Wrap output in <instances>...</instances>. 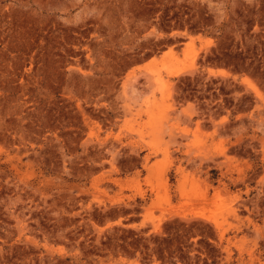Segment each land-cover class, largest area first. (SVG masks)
I'll return each instance as SVG.
<instances>
[{
	"label": "rangeland",
	"instance_id": "rangeland-1",
	"mask_svg": "<svg viewBox=\"0 0 264 264\" xmlns=\"http://www.w3.org/2000/svg\"><path fill=\"white\" fill-rule=\"evenodd\" d=\"M0 264H264V0H0Z\"/></svg>",
	"mask_w": 264,
	"mask_h": 264
},
{
	"label": "bare ground",
	"instance_id": "bare-ground-1",
	"mask_svg": "<svg viewBox=\"0 0 264 264\" xmlns=\"http://www.w3.org/2000/svg\"><path fill=\"white\" fill-rule=\"evenodd\" d=\"M205 51V50H204ZM169 54V53H168ZM164 55H165V53H164ZM221 71V70H220ZM221 72H223V71H221ZM181 72L178 70V71H175L174 73H173V75L174 76H178L179 74H180ZM218 75V74H217ZM246 78V77H245ZM248 78V77H247ZM242 79V78H241ZM245 80V79H244ZM158 227V226H157Z\"/></svg>",
	"mask_w": 264,
	"mask_h": 264
}]
</instances>
